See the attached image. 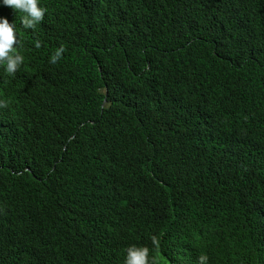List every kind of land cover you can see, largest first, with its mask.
<instances>
[{
  "label": "trees",
  "instance_id": "obj_1",
  "mask_svg": "<svg viewBox=\"0 0 264 264\" xmlns=\"http://www.w3.org/2000/svg\"><path fill=\"white\" fill-rule=\"evenodd\" d=\"M38 6L95 43L83 77L109 106L72 98L46 151L0 169V264H124L130 246L151 264H264V23L192 0Z\"/></svg>",
  "mask_w": 264,
  "mask_h": 264
},
{
  "label": "clouds",
  "instance_id": "obj_2",
  "mask_svg": "<svg viewBox=\"0 0 264 264\" xmlns=\"http://www.w3.org/2000/svg\"><path fill=\"white\" fill-rule=\"evenodd\" d=\"M192 4L214 11L224 6L229 25L249 20L264 23V0H254L251 17L224 0H192ZM38 5L39 0H0V120L9 125V130L0 135V169L17 165L31 147L46 151L45 141H39L54 134V123L62 120L56 109L75 111L72 98L82 104L89 94L92 98L103 96L100 109L109 106L107 89L87 85L83 77V72L94 79L97 76L92 61L87 59L94 57L95 43L85 42L77 23L52 21L56 14L46 16V9ZM78 48L86 55L81 67L72 62V51ZM63 152L56 158L58 163ZM199 261L204 264L206 257L200 256ZM124 264H151L149 250L130 246ZM222 264H228L227 258Z\"/></svg>",
  "mask_w": 264,
  "mask_h": 264
},
{
  "label": "bare ground",
  "instance_id": "obj_3",
  "mask_svg": "<svg viewBox=\"0 0 264 264\" xmlns=\"http://www.w3.org/2000/svg\"><path fill=\"white\" fill-rule=\"evenodd\" d=\"M245 167V166H244ZM246 170V169H245ZM244 171V170H243ZM186 258V257H185Z\"/></svg>",
  "mask_w": 264,
  "mask_h": 264
}]
</instances>
